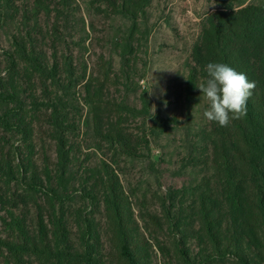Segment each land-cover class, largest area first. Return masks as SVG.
Here are the masks:
<instances>
[{
	"label": "trees",
	"instance_id": "16d2710c",
	"mask_svg": "<svg viewBox=\"0 0 264 264\" xmlns=\"http://www.w3.org/2000/svg\"><path fill=\"white\" fill-rule=\"evenodd\" d=\"M92 1L130 21L131 35L138 32L139 18L151 4ZM222 3V9L208 16L193 48L189 94L207 78L208 63H226L257 87L245 118L227 127L208 121L205 129L191 135L185 163L201 167L203 176L169 191L162 203L164 219L152 216V221L173 235L182 264H264V0ZM78 8L77 0H0V264H148L150 241L140 234L115 170L103 163L102 170L95 168L80 179L76 171L70 136L81 125L98 137L105 134L112 146L125 142L134 156V147H126L132 141L126 137L128 124L150 113L146 92L141 109L124 100L106 101L95 87L99 79L87 80L86 66L77 73L72 57L59 54L61 30L74 23ZM129 38L125 49L133 52ZM108 68L104 82L110 63ZM123 77L126 86L133 83L131 72ZM83 80L85 115L76 98ZM105 106L113 110L107 111L110 116L101 114ZM169 123L158 116L151 134L166 132ZM36 131L54 142V161L36 153ZM17 136L22 147L13 142ZM100 205L109 243L95 217ZM150 240L160 252L169 253L156 235ZM191 240L197 251L189 246ZM109 245L117 252L116 260L106 254Z\"/></svg>",
	"mask_w": 264,
	"mask_h": 264
},
{
	"label": "rangeland",
	"instance_id": "374dc122",
	"mask_svg": "<svg viewBox=\"0 0 264 264\" xmlns=\"http://www.w3.org/2000/svg\"><path fill=\"white\" fill-rule=\"evenodd\" d=\"M77 2L76 20L61 30L63 40L59 41V54L66 53L72 57L77 73L86 66L87 80L92 76L99 79L100 83L95 86L93 82L91 87L101 89L106 101L111 98L118 102L124 100L129 106L141 109L142 93L146 92L150 103L149 115L140 116L128 124L130 129L126 137L132 141L126 147H134V156L129 155L132 152L130 148H124L125 142L112 146L105 134L98 137L94 131H87L82 125L80 132L70 136L77 155L75 164L78 177L80 179L82 174L84 177L91 176V170L95 168L102 170L103 163L115 170L131 202L140 234L144 233L150 241L151 247L146 249L148 264H182L173 247V235L164 233L156 226L152 216L164 219L162 203L166 194L171 190H181L203 176L201 167L195 169L185 163L191 135L205 129L208 122L203 116L207 104L197 87L189 94L188 79L190 66H194L193 48L203 34L208 16L224 7L222 0H151L145 15L139 18L138 32L132 35L131 22L121 15L105 11V6L92 0ZM128 37L134 47L133 52L125 49ZM48 46L44 44L51 55L53 50ZM109 63L110 75L104 82L103 76ZM126 65L131 69H126ZM127 71L134 78L128 86L123 77ZM85 83L83 80L76 88V98L83 115L88 110L83 104ZM102 110L104 117L111 115L107 111L113 112L108 110V106ZM41 111L43 114L44 110ZM158 116L170 120L169 128L153 136L152 127ZM34 136L36 153L54 161V142L41 131L34 132ZM13 142L15 146L22 147L20 136L15 137ZM37 162L41 165L42 161ZM100 208V211L96 210L95 217L103 223L105 210L102 205ZM100 228L104 241L109 243L106 223L101 224ZM151 235L164 242L170 248L169 253L160 252L151 242ZM189 246H195L194 251H197L196 243L192 240ZM106 250L111 259H117V252L110 245Z\"/></svg>",
	"mask_w": 264,
	"mask_h": 264
},
{
	"label": "clouds",
	"instance_id": "9594fccd",
	"mask_svg": "<svg viewBox=\"0 0 264 264\" xmlns=\"http://www.w3.org/2000/svg\"><path fill=\"white\" fill-rule=\"evenodd\" d=\"M205 70L207 78L195 85L207 104L203 111L204 118L216 122L220 127L245 118L248 114L247 103L254 94L256 82L223 62L208 63Z\"/></svg>",
	"mask_w": 264,
	"mask_h": 264
}]
</instances>
